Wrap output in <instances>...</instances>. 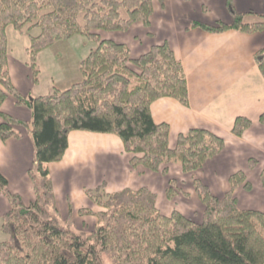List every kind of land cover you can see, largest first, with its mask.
<instances>
[{"label": "trees", "instance_id": "obj_1", "mask_svg": "<svg viewBox=\"0 0 264 264\" xmlns=\"http://www.w3.org/2000/svg\"><path fill=\"white\" fill-rule=\"evenodd\" d=\"M225 5L230 23L190 26L213 32L264 29V13H238L232 0ZM152 12V0H0V139L19 138L14 126H20L34 147L30 203L10 191L0 173V193L10 206L2 216L1 230L7 239L0 243V264H264V212L240 209L231 193L244 180L240 171L230 175L231 191L222 198L200 179L193 180L205 209L199 223L178 211L163 215L156 194L145 187L107 193L104 183L85 189L103 209H79V214L96 217L92 232L76 231L71 213L65 220L60 218L47 165L62 159L73 130L115 134L124 150L132 153L130 166L141 165L151 172L167 163L178 164L184 173L199 170L224 147L221 137L202 128L179 133L174 147H169L168 125L153 121L150 105L159 98L188 104L182 66L166 42L131 59L126 44L101 39L96 33L126 31L135 22L149 27ZM8 26L27 32L34 82L40 51L76 35L93 40L95 47L79 64L81 79L45 95H20L8 68ZM34 29L38 33L32 34ZM254 57L264 77V48ZM130 62L140 72L130 68ZM8 95L30 110L28 122L2 111ZM259 121L264 122V113ZM250 125L249 119L237 117L231 130L240 136ZM161 172L166 175L167 169ZM166 193L170 196V189Z\"/></svg>", "mask_w": 264, "mask_h": 264}, {"label": "crops", "instance_id": "obj_2", "mask_svg": "<svg viewBox=\"0 0 264 264\" xmlns=\"http://www.w3.org/2000/svg\"><path fill=\"white\" fill-rule=\"evenodd\" d=\"M225 1L165 0L160 5L156 0L153 2L149 27L137 22L127 33L96 32H103V39L126 44L132 58L144 54L152 45L168 44L182 66L188 104L183 105L170 97L159 98L150 105L152 119L155 123L168 125L170 147H174L179 133L192 128L206 129L221 137L225 141L224 148L207 160L203 167L208 166L214 177L226 173L227 180L229 174L239 169L247 170L246 163L243 164V160L239 162L237 157L254 155L264 158V124L259 121L260 115L264 113V77L254 57L256 52L264 48V29L252 33L235 29L213 32L190 26L193 22L205 25L230 23ZM232 4L241 14L264 13V0H232ZM28 46L20 50L19 41L12 38L10 46L8 39L10 78L20 95H45L56 87L60 88L59 80L71 79L70 85L81 79L79 64L89 52L76 57L73 72L68 75L51 71L50 84L42 86L43 73L39 64H56V60H61L59 55L46 53L45 49L36 56L39 72L34 82L28 64ZM55 77L59 79L56 83ZM1 109L20 120L28 122L31 119L30 110L17 105L10 95L3 101ZM237 117L251 121L250 127L241 136L234 135L231 130ZM14 128L20 133L19 138L0 139V173L6 178L9 190L21 195L24 203L28 204L34 199L29 177L34 147L24 128ZM131 157L132 153L124 150L121 139L115 134L84 130L69 132L68 147L62 159L47 165L60 218L64 220L70 213L73 218L81 208L95 209L94 203L85 193L87 188L104 183V191L111 193L126 187H147L152 172L142 166L131 167ZM259 163L262 168L264 160H259ZM257 181L264 194L258 177ZM259 195L260 206L250 208L264 212V198L261 193ZM9 208L8 200L0 193V219Z\"/></svg>", "mask_w": 264, "mask_h": 264}, {"label": "rangeland", "instance_id": "obj_3", "mask_svg": "<svg viewBox=\"0 0 264 264\" xmlns=\"http://www.w3.org/2000/svg\"><path fill=\"white\" fill-rule=\"evenodd\" d=\"M154 1L156 0H152V7ZM157 1L160 3V5H163L165 0L163 1V4L161 3L160 0ZM131 26L126 31H119V32H123V33L130 32L129 30ZM6 33L10 42V46L13 38L14 41L16 42L19 41L20 50H25L26 46L29 44V37L27 35V32H19L15 30L13 26H9ZM31 33L32 34L38 33V29H34ZM102 33L103 32L97 33L101 39H103ZM24 45L25 47L23 49ZM95 45H96L95 42L89 39L88 37L83 35H76L65 41L56 42L55 44L46 48L47 49L46 53L49 52L59 55L61 57V60H56L55 61L56 64H50V63L39 64V69L43 73L42 86L44 85L46 86L47 84L48 85L50 84L49 81L52 79L50 76L51 71L54 70L60 71L63 75H68L69 72H73L75 65L74 63L76 62V57H78L79 55L84 56L89 52V50L93 49ZM129 57L132 59L131 53ZM128 65L133 70L140 72V69L137 68L131 62L128 63ZM58 80L59 79L55 77L54 79L55 83L58 82ZM59 81H61L58 82V84H60L59 89H63L69 86L68 84L71 82V79L68 80L63 79ZM260 123L264 124V122H260ZM224 146H225V141H224ZM237 158L239 159V162L243 160V164L246 163L245 169L247 168L248 171L247 170L244 171L241 169L238 170L243 173L244 180L241 182L240 185L235 187L232 191L230 190V184L228 182V179L230 175L236 173L237 171L229 174L226 180L225 177L226 173H222L221 175H218V177H214L213 173L208 169V166H206L205 168L202 167L196 171L184 173L182 172L180 166L176 163L162 164L159 168L160 169L159 171L152 172L151 179L148 180L147 187L146 186L143 187L147 188L149 191L156 194V206L163 215L169 216L173 211H178L181 214H183L185 217L190 218L192 221L196 223L202 221L203 213L205 209L203 203L201 202L200 198L198 197L195 191L193 184L194 179H200L202 183L209 188L211 193L218 198H222L230 190L232 196L236 198L237 206L240 209L257 210L250 207L255 208L260 206L259 193H261L264 198V194L260 191V185L259 182L257 181V177H258L261 181L262 184L261 186L264 189V183L262 180V173H264V166L261 168L262 164L259 163V160H264V158L262 157L259 158L254 155L250 157L239 156ZM163 168L167 169L166 175L161 172ZM169 180H172L173 182L170 183ZM245 184H248V186H245ZM131 189H135V188H131ZM167 189H170V194H171L170 196H168L166 193ZM94 206H95L94 210L89 208L92 212H96L98 210L103 209L101 206L95 203ZM71 219L74 224L73 225L74 229L78 232H92L95 229L97 223L96 217L93 214H76L73 215V218L71 216ZM1 225H2V218L0 219V243L7 239V235L3 233L1 230ZM103 261L106 262V260Z\"/></svg>", "mask_w": 264, "mask_h": 264}]
</instances>
